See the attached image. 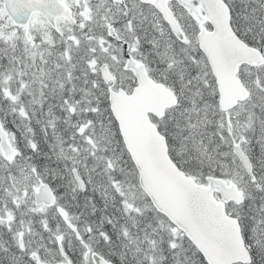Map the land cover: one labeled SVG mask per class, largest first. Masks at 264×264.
I'll return each instance as SVG.
<instances>
[{
  "label": "snow or ice",
  "instance_id": "6c2138e0",
  "mask_svg": "<svg viewBox=\"0 0 264 264\" xmlns=\"http://www.w3.org/2000/svg\"><path fill=\"white\" fill-rule=\"evenodd\" d=\"M0 264H264V0H0Z\"/></svg>",
  "mask_w": 264,
  "mask_h": 264
}]
</instances>
